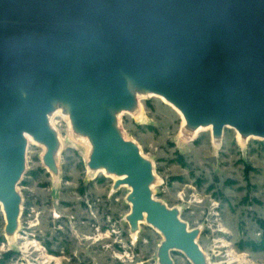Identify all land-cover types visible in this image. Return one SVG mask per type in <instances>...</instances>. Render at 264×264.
I'll list each match as a JSON object with an SVG mask.
<instances>
[{
    "label": "water",
    "instance_id": "95a60500",
    "mask_svg": "<svg viewBox=\"0 0 264 264\" xmlns=\"http://www.w3.org/2000/svg\"><path fill=\"white\" fill-rule=\"evenodd\" d=\"M132 89L163 97L185 127L225 126L264 139V0H0V204L5 235L17 229L25 134L57 172L59 140L48 121L65 105L90 144L87 166L127 185L126 220L158 230L159 264L180 250L207 264L178 209L153 196V166L117 126ZM214 162L215 157L207 158Z\"/></svg>",
    "mask_w": 264,
    "mask_h": 264
},
{
    "label": "rangeland",
    "instance_id": "374dc122",
    "mask_svg": "<svg viewBox=\"0 0 264 264\" xmlns=\"http://www.w3.org/2000/svg\"><path fill=\"white\" fill-rule=\"evenodd\" d=\"M139 102L143 118L123 111L117 126L151 161L153 196L198 229L196 242L209 264H264V139L242 145L225 126L215 150L209 130L182 139L181 116L157 95ZM52 122L61 138L57 172L43 163L42 144H27L14 242L5 235L0 206V264H159L161 233L143 220L131 235L129 187L115 188L113 175L91 172L88 143L62 114ZM170 256L173 264H192L180 250Z\"/></svg>",
    "mask_w": 264,
    "mask_h": 264
},
{
    "label": "bare ground",
    "instance_id": "6f19581e",
    "mask_svg": "<svg viewBox=\"0 0 264 264\" xmlns=\"http://www.w3.org/2000/svg\"><path fill=\"white\" fill-rule=\"evenodd\" d=\"M133 90V93H134V95H135V98H136V101H137V103H136V105L134 106V108H133V111L132 112H134L135 114H136V116H137V118L138 119H142L143 118V116H142V110H141V106H140V102H139V98L140 97H142V96H144V95H146L147 93H144V92H141V91H138V90H136V89H132ZM164 103H166L167 105H169V106H171L180 116H181V119H182V125L184 126V128H185V133L183 132V134L184 135H182V139H191L198 131H200V130H209L210 132H211V125H207V126H198V127H196V128H193V129H188V128H186L185 127V121H184V118H183V116H182V114L180 113V111L176 108V107H174L170 102H168L167 100H165L163 97H161V96H158ZM53 107H54V110L51 112V113H49L48 114V121H49V123H50V125L51 124H53V122H52V118H53V116L55 115V114H62L65 118H67V120H68V122H69V125H70V121H69V118H68V114L66 113V109H65V105L64 104H62V103H54V105H53ZM117 117H118V115H117ZM145 117V116H144ZM69 137V136H68ZM81 137H83V136H81ZM250 137H252V136H250ZM250 137H244V136H241L238 132H237V138H238V140L240 141V142H242V143H240V144H242V145H244V143L246 142V140L248 139V138H250ZM25 138H26V140H27V142L28 143H33L34 142V140L31 138V136L30 135H28V134H25ZM57 138H58V140H61V138H60V136L58 137L57 136ZM84 138V141H86L87 143H88V146H89V151H90V144H89V142H88V140H87V138L84 136L83 137ZM69 139H71V138H69ZM73 140V139H72ZM211 140H212V143H213V147H214V149L215 150H217V148H218V144L220 143V140H221V136H219V137H215V136H213L212 134H211ZM77 143V142H76ZM75 145V144H74ZM59 148H60V146H57V153H56V155L58 154V152H59ZM98 170H91V172H97ZM103 172H104V170H102ZM113 177H114V179H116V178H118L117 176H115V175H113ZM155 180V179H154ZM154 183V182H153ZM153 183H152V185H151V187L153 186ZM0 206H1V204H0ZM15 235H16V230L11 234V235H6V237H7V239H8V241L9 242H14V240H15ZM131 235H132V237H135L136 236V231H133V232H131ZM206 261H207V264H209V262H208V259L206 258Z\"/></svg>",
    "mask_w": 264,
    "mask_h": 264
}]
</instances>
